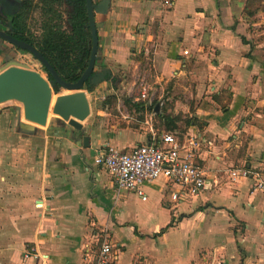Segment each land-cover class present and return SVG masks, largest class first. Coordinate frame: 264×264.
<instances>
[{
	"label": "crops",
	"instance_id": "0c3cea01",
	"mask_svg": "<svg viewBox=\"0 0 264 264\" xmlns=\"http://www.w3.org/2000/svg\"><path fill=\"white\" fill-rule=\"evenodd\" d=\"M169 1L111 0L106 14L96 13V69L109 67L125 89L137 70L152 67L162 106L167 96L171 113L205 122L177 132L204 141L197 157L212 189L175 202L164 178L145 183L146 195L159 194L164 223L126 207L131 194L148 195L120 190L95 155L105 145L131 151L151 143L156 112L146 111L142 131L104 125L103 99L120 101L118 85L105 81L88 94L90 147L49 121L39 125L44 141L30 146L33 158L0 163V264H93L105 239L115 244V264H264V193L252 174L236 182L230 175L244 168L264 176V7L257 2L249 15L248 0ZM104 89L111 92L95 104Z\"/></svg>",
	"mask_w": 264,
	"mask_h": 264
},
{
	"label": "water",
	"instance_id": "95a60500",
	"mask_svg": "<svg viewBox=\"0 0 264 264\" xmlns=\"http://www.w3.org/2000/svg\"><path fill=\"white\" fill-rule=\"evenodd\" d=\"M22 0H0V12L6 17L14 16L21 8ZM111 0H86L88 26L91 30L92 48L87 68L76 82H68L61 78L46 57L31 43L17 39L5 30L0 29V37L8 40L16 47L29 51L46 69V78L40 71L32 69L24 62L13 59L0 67V105L9 101L22 102L18 126L21 131L32 133L40 129L39 125L48 127L49 121L64 133H68L74 140L83 141L84 147H90V136L87 134L89 127L85 122L92 115L91 99L88 94L89 88L98 87L105 81H114L115 75L107 67L96 69L100 56L99 29L102 22L96 21V13L106 14L110 8ZM10 30L13 24L10 21ZM88 85L89 88L85 86ZM61 89L73 91L60 93ZM57 94L55 101L54 96ZM162 102L155 107V112L160 113ZM53 104V106H52ZM52 111L54 118H50ZM26 120L24 122L22 119Z\"/></svg>",
	"mask_w": 264,
	"mask_h": 264
},
{
	"label": "built area",
	"instance_id": "2783aa9c",
	"mask_svg": "<svg viewBox=\"0 0 264 264\" xmlns=\"http://www.w3.org/2000/svg\"><path fill=\"white\" fill-rule=\"evenodd\" d=\"M184 54L190 53L185 50ZM149 90V84L142 83L137 100H147ZM203 143L198 136L180 138L177 131L165 132L160 136L154 133L151 143L138 145L131 151H123L112 145L101 146L96 152L95 163L109 171L120 190H137L144 200L147 195L142 186L164 178L171 185V199L176 202L212 189L209 174L197 157ZM251 174L254 190L264 193V176L244 168L230 170L234 182ZM114 246V242L105 239L99 245L93 264H115Z\"/></svg>",
	"mask_w": 264,
	"mask_h": 264
},
{
	"label": "trees",
	"instance_id": "16d2710c",
	"mask_svg": "<svg viewBox=\"0 0 264 264\" xmlns=\"http://www.w3.org/2000/svg\"><path fill=\"white\" fill-rule=\"evenodd\" d=\"M264 0H248L246 13L253 15L255 13L253 5L257 2L261 4L257 8H263ZM66 3H70L71 9L64 11ZM259 4V3H258ZM40 7L41 10V32L35 34L29 26V17L32 11ZM14 31L17 38L33 44L52 64L62 79L68 82H76L87 68L91 56L92 37L91 30L88 26L89 18L87 14L86 0H40L36 4L34 0H24L22 9L12 17ZM20 49V48H19ZM22 50V49H21ZM30 53L29 51L22 50ZM140 57V56H139ZM139 61L144 62L142 57ZM45 72L47 69L41 66ZM48 78L52 76L49 74ZM85 88H89L88 85ZM91 91L95 87L89 88ZM161 108L160 113L155 114L154 127L158 134L164 132H174L180 130L183 134L186 128L191 125L203 127L204 121L195 116L184 115L182 112L174 115L169 111L173 107V102L167 100ZM118 97L110 94L102 101V107L116 105ZM160 100H154L151 104L146 101H135V94L124 97V104L132 111L135 110L143 114L146 111L152 112ZM185 126V128H183ZM172 224H168L161 232H164Z\"/></svg>",
	"mask_w": 264,
	"mask_h": 264
},
{
	"label": "rangeland",
	"instance_id": "374dc122",
	"mask_svg": "<svg viewBox=\"0 0 264 264\" xmlns=\"http://www.w3.org/2000/svg\"><path fill=\"white\" fill-rule=\"evenodd\" d=\"M34 1L36 2V4H39L40 2V0H34ZM66 10H67V6H65L64 8V11ZM29 26L32 32H34L35 34H39L41 32L40 7H36L30 14ZM14 52L16 54L17 60L24 63L27 62L26 64L30 65L32 69L40 71L46 78H48L47 73L41 67L42 64L38 60H35L33 55L23 52L21 50L18 51L15 50ZM3 64H4L3 55L0 54V67L3 66ZM151 68L150 66H147L146 70L145 68H141V70H137L138 74L136 77V81L133 76L128 78L125 84V89L120 88L121 86V85L119 86L120 80L119 77L116 76L114 82L118 85L117 89H118L120 101L118 100L116 105H112V104L108 105V111L110 114L109 116L104 117L103 120L104 125L116 123L119 124L121 127L123 126L126 127L128 124H130L133 127L136 126L134 127L136 129L139 130L141 129L139 122L145 121L146 119L145 114H144V118H141L143 114L136 112L135 110L131 111L124 104V97L126 96L130 97L133 94L138 96L141 90L142 83H147L150 86L152 85V89L149 90V98H154L155 100L156 97L159 96L158 94L159 92L157 89L158 84H155L156 79L153 76L155 73L154 70H152ZM129 75H131V73H129ZM62 91L66 93L73 92L66 89H63ZM109 92H111V90L108 91L107 89H104L103 91L98 93L93 98L94 103L95 104L100 103L102 97L109 94ZM22 108L23 105L16 100L9 101L0 105V163L2 164L3 160L5 159V161L8 163L10 168H12V164L14 162L15 163L18 162L19 158H33L36 152L30 149V146H32V144L34 145L36 141L38 144V148H40L39 144H41L42 141H44L43 133L39 132L41 131L42 128L32 133L21 131L20 127L18 126V120ZM94 118L97 120L98 117L94 116ZM21 120L26 122L23 116ZM142 130L144 129H141V131ZM27 167H29V165L24 166V168ZM0 173H2L1 167H0ZM147 193H148L147 201H141V198L138 197V195L131 194L129 198H127L126 207H130L133 210L139 209L140 212H143L144 209H148L149 211L146 216L152 217L151 218L152 221L153 219H156L157 216L160 218L158 221L164 223L168 219V216L167 213L164 211V209L162 210V208L160 207V202L158 201L159 194L153 190L148 191ZM139 216L145 217L144 214H139Z\"/></svg>",
	"mask_w": 264,
	"mask_h": 264
},
{
	"label": "flooded vegetation",
	"instance_id": "af4514ba",
	"mask_svg": "<svg viewBox=\"0 0 264 264\" xmlns=\"http://www.w3.org/2000/svg\"><path fill=\"white\" fill-rule=\"evenodd\" d=\"M22 1H23L22 2V6L15 13V15L22 9V7L24 5V0H22ZM67 1L71 2V0H67ZM98 1H100V0H98ZM98 1L94 0V2H98ZM66 6H67L68 9H71L70 3H66ZM10 21L13 24L12 16L6 17L3 12H0V29L5 30L6 32L10 33L13 37L17 38V34L14 31V27H13V29L10 30V25H9ZM17 39H19V38H17ZM15 50L18 51V50H21V49H19L18 47H16L12 43H10L8 40L3 39L2 37H0V54L3 55V60H4V64L3 65H5L8 62H10L13 59H17L16 58V54L14 52Z\"/></svg>",
	"mask_w": 264,
	"mask_h": 264
}]
</instances>
